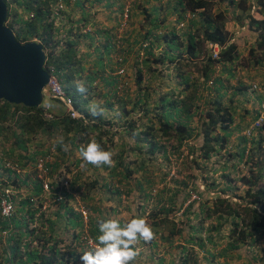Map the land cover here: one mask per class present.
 <instances>
[{
    "label": "crops",
    "instance_id": "1",
    "mask_svg": "<svg viewBox=\"0 0 264 264\" xmlns=\"http://www.w3.org/2000/svg\"><path fill=\"white\" fill-rule=\"evenodd\" d=\"M62 2L63 10L57 14H55L54 9L57 2L51 3L50 6L53 32L56 39L60 41V46L57 47L56 51L60 48L63 50L66 47L64 45L65 40L74 41L76 46L69 53L73 54L72 58L82 65L81 72L73 77L76 80L80 74H82L83 79H89V74L91 71H95L96 65L103 66L104 69L98 71V74L94 76L93 88L87 93L86 97L93 98V103H98L106 110L105 115L100 118H102L101 122L107 123V129L104 128V124L97 123L98 127H93L87 136L95 134L97 130L107 131L109 143L106 145L108 151L112 153V159L115 163L112 167H95L89 164L87 167L82 168L78 152L80 146L85 143L80 139V144L76 142L73 146L69 142H65L71 149L70 156L68 151L62 150L59 153L56 152L58 158L53 155L54 161L56 159L58 162L60 161L59 166H57V163L54 164V171L64 169L63 167L68 169L67 162L71 165L70 169H72V166L77 167L78 172L73 175L69 188H81L79 197L89 210L87 229L90 235L97 237L100 234L96 223L97 217L117 219L122 224L131 218H144L154 231V239L149 243L141 240L136 244L135 247L139 251V255L131 264H173L175 257L192 252L191 246L195 248L193 246L194 241L190 240V235L193 234L192 230L184 229L183 234L187 231V236H172L169 232V227L172 226L165 224L166 222H160L158 217L154 219L147 218L143 214L145 211L142 208V205H146L147 208L152 205L153 210L165 209L161 202H151L152 198L148 193L149 187L147 185L150 181L149 178L158 174L157 162H163L165 157L161 155L160 151L151 153L146 151L145 148L141 149L139 147H133L134 151L131 152V149L126 146L132 143L133 137L136 136V128L134 123L131 122L126 129L121 130V127L126 125L125 119L129 116L130 111L134 109L129 104V99L132 97L138 95L139 97L148 96L147 100L152 107L154 99H157V97L167 96L179 99L182 96L191 94L192 86L190 85L189 88L186 85L184 86L181 78L187 76L181 73L179 67L181 64H177V61L191 57L188 54H183V51L186 48L190 31L195 32L196 29L201 27V17L195 13L192 18L185 20L184 26L180 28L177 20L183 13L178 0H132L129 23L126 27V33L123 34L119 33L117 29L123 0H62ZM216 9L225 12V4L218 0ZM232 16L229 23L224 22V27L229 32L232 40L236 42L240 38L241 31L234 24L233 18L237 17L236 12ZM179 20H183V17ZM149 31L150 34H147ZM164 33H174L177 39L172 42L163 41L159 36ZM118 36L121 37L120 52L124 59L122 63L117 60L119 49L115 45L118 42ZM145 39L149 40L145 50H152L154 55L149 57L150 74L143 75V82L140 83L143 88L137 93L131 67L135 62L142 61L139 48ZM165 53V56L170 60L155 61L160 58L161 54L164 55ZM121 64L125 68L126 74L124 76L116 75V70ZM81 67L77 65L78 69ZM184 68V63H182V69ZM228 70L233 71L229 65H223L220 67V73L224 71V74L220 75L219 73L217 75L228 78ZM223 86L225 85L223 84ZM223 86L208 87L202 93L206 97L216 94V97L221 101V106L229 108L233 112V107L229 105L232 103L230 99L232 91L227 86L225 88ZM260 94L264 95L263 92H260ZM199 95L198 93L197 96ZM241 95H248V93L242 91ZM206 97H201L200 100H204ZM116 112H119L120 115L117 116ZM258 112H260L259 106L255 115ZM137 124L140 130L147 126V122L142 119ZM192 125H197L196 117L193 118ZM235 128L237 131L240 130L237 127ZM131 129L134 130V133ZM91 138L95 141H104L101 135L92 136ZM15 140L12 137L11 146L5 147L6 154L11 155L15 161L19 162L22 157L19 154L17 155V151H19L25 155V160H29L30 163L25 165L24 162H19L23 165L24 171L20 174L8 172L10 181L15 183V188H21L23 195L16 201L15 214L12 220L14 227L11 230V235L6 237L1 242L2 244L0 243V247H7V249L20 247V249L16 252V256L11 257V254L6 253L2 254L1 259L10 258V264H49L48 257L50 255L54 258L51 264H81L80 255L92 249L79 241L83 224H78L79 214L74 210L75 200L70 199L61 207L57 205L51 207L47 203L45 208L39 207V210L35 211L34 209L39 204L40 206L44 204L46 197H43V195L36 196L37 194L34 193V188H41L35 185L37 180L34 178L33 173L28 174L33 170L35 161L32 160L29 152H23L15 148L19 143ZM7 150H12L13 153L11 154ZM63 155L66 156L63 157ZM123 164L125 168L121 167ZM126 175L130 176L128 180L124 178ZM90 180L93 181V185L89 186L88 181ZM114 183L127 189L122 193L107 189L114 188ZM107 184L108 187H106ZM83 188H91L87 192L91 197H87L85 192H82ZM173 194L176 195L177 193ZM175 201L178 202L177 198ZM40 217L48 219L46 224L51 225V235L48 234L42 240L36 239V232L34 231V227L39 224ZM18 226H20L22 232V236L19 238L20 241L16 239L17 234H15ZM42 228H45V226H42ZM50 237L57 239L58 245L54 250L60 252L58 256L56 254L51 255V249L43 246L50 243H45ZM185 247L190 251H187ZM39 249L43 251L41 253L37 252ZM195 253L197 254V251ZM42 256L44 257V263L40 262Z\"/></svg>",
    "mask_w": 264,
    "mask_h": 264
},
{
    "label": "trees",
    "instance_id": "2",
    "mask_svg": "<svg viewBox=\"0 0 264 264\" xmlns=\"http://www.w3.org/2000/svg\"><path fill=\"white\" fill-rule=\"evenodd\" d=\"M5 1L8 5V17L6 20V25L12 29L17 40L20 42H27L35 36L38 38V41L42 43L46 52L45 68L48 69V65L52 64L58 70L63 72L62 84L67 89L69 95L72 96L75 102V107L78 110L84 112L88 117H92L88 112V104L83 95L86 96L87 93L93 88L92 83L94 81V76L98 74V71H102L104 68L101 65H96L95 71H91L89 74V79H83L82 74L78 76L77 80L73 79V77L78 74V72H81L80 69H82V65L72 58L73 54L69 53L70 50L76 46L74 41L71 42L65 40L64 45L66 47L63 48V50L60 48L58 51H56L57 47L60 46V41L56 39V36L53 32V22L50 18V6L51 3H56L58 0ZM220 1H225L227 9L231 7L234 11L239 10L241 12H245L248 10V5H250L251 0ZM178 2L185 10L187 9L196 11L199 9V15L202 21L201 27L196 29L194 34H189L186 48L183 52L187 53L191 57H198L203 53L205 54L206 47L204 40H210L217 42L222 46L225 45V47L220 50V59L217 61H223L224 63L228 64L233 63L236 60L239 52L236 50V45L229 41V33L224 27V13L226 10L224 13L220 10L213 13L211 11V0H178ZM255 3H257L259 7L261 6V9H264V0H256ZM12 5H15L14 8H12ZM17 8L23 10V14L26 13V16L19 15L16 12ZM30 13H32V16L29 15ZM243 18L247 20L249 29L256 33L254 45H252L248 51L251 57L249 60L262 65L264 64V17L259 19L253 17L251 14H246L243 16ZM147 34H150V31L147 32ZM159 37L163 41L167 40L169 42L177 39V36L173 33H164ZM153 55L154 53L152 50H145L146 58H143L142 61H140V65H145L146 67L150 68V64H148L149 57ZM165 55L166 53L164 55L161 54L160 58L158 60L156 59L155 61H162V59L170 60V58ZM217 61L212 60L209 57L205 63L202 64V75L204 79L209 77L208 72L211 70L213 71L214 65ZM77 65L81 68L78 69ZM136 75L137 79L135 83L137 86H139L140 83L143 82L141 69L137 70ZM219 78L216 79L218 86L221 85V80ZM181 79L186 87L189 88L190 86L188 84V77H182ZM80 82H83L87 88L86 94L82 95L76 91V84ZM140 89L141 88L138 87V91ZM198 93L200 94V97L197 96ZM202 94L203 93L201 91L193 86L191 94L182 96L179 99L167 96H160L159 98L157 97V99L153 98L154 103L152 107L149 104L150 102L147 100V98H149L148 96H136L130 98L129 101L137 106L134 109L142 110L139 117L147 122V126L137 132V140L135 141V145L141 149L145 145L146 149L151 153L160 151L161 155H164L165 159H168L170 154H177L178 150H180L181 147L185 145L188 153H191L194 156L192 160H194L195 168H199L200 165L197 161L205 162L211 157L220 154L222 149L225 150V160L222 161L223 166H219L222 167V169H227L226 173L221 172L219 175V179L223 183V187L218 189L219 192L216 191L214 195H210L206 199L207 202L202 203L201 199L200 211L196 212L195 210L189 209L187 212L194 213V215L197 216V214L201 211L205 212V210H202V205H206L207 214L203 218L213 219L209 227L205 228V235L203 238H201V236H196L198 238L197 243L201 247L204 246L205 242H208L213 247H216L218 244L217 237L221 235L220 233L224 226H228L226 235H224V237H227L228 240L226 241L223 248H221L217 253L218 256H228L230 252L240 250L244 246L249 245L253 241V237L258 234V232L260 234H264V144L262 143L264 139L262 137L264 135V117L262 119L261 125L257 127V135L255 137L252 136L249 139L245 135H242L239 137V141L235 143V145H232L231 148H228V140L233 133V128L231 126L233 123V115L228 111L227 108H223L221 106V101L218 97H216V94L211 97H206L204 94ZM201 97L206 98L204 100H200ZM87 98L90 99V97ZM50 99L58 102L57 99ZM139 105H141L142 108ZM41 114V106L26 107L22 104H12L5 100H0V121L9 120V122L13 124L12 126H9V124L3 126V123H0V134L10 130L7 132L13 135V137L16 139V142H19L15 148L23 152L26 151L27 147L25 142L32 135L34 138H38V142L34 144L36 147L35 152L50 151V144L56 146L60 152L61 148L55 143L57 139L56 135L62 132V134H64L63 138L65 142H69L71 146H73L78 141L77 138L79 135L91 129V126H86L88 124L84 125L82 121L72 119L65 115L62 111H56L52 119H46ZM194 117H196L197 121L196 126L192 125V120ZM94 118L100 119V117ZM95 126L96 124H92V127ZM7 135H5L4 138H6ZM40 135H47L48 142L46 143V146H43L45 142L40 139ZM157 136L159 138L161 136L167 139L171 138L173 140L172 145L169 143L163 144L164 142H162ZM198 136L201 138L196 139ZM190 140L192 143H189ZM168 144L170 146L169 150ZM7 151L11 154L13 153L12 150ZM18 154L22 156L19 162H24L26 159L25 155L17 151V155ZM52 155L58 158L57 154ZM55 161L57 166H59L60 161L58 162L57 159ZM227 161L232 162L231 166L225 165V162ZM239 161L245 162L246 164L249 163L246 172H239V170H237L236 167ZM29 163L30 161L25 162V165ZM121 167L125 168L124 164ZM68 171L72 172V169L68 168ZM211 171H217L216 167H213ZM193 177L197 178V175L193 173ZM124 178L125 180H128L130 176L126 175ZM214 180L215 178L206 180L205 185H210L213 187L212 189H215L217 184L214 182ZM57 181L58 176H56L54 182L51 181L52 188H49L48 192H44L43 188H34V193L37 194L36 196L43 195V197H46L45 202L51 207L54 205L61 207L67 202V199L72 196L71 193L64 191L65 196L66 193L68 194L67 199L58 201L55 200L57 196L56 193L60 190V188L57 187V184L59 183ZM92 182L93 181L91 180L88 181V185H93ZM35 185L41 187L38 181L35 182ZM106 187H108V184ZM71 189L77 191L80 194L81 188ZM83 189V192H85L86 196L91 197L87 194L88 190L91 188ZM107 189L114 191L119 188L114 186V188ZM178 191L181 193V190ZM178 191L173 190V193L176 194ZM173 193L169 200L174 199L175 195ZM224 195L227 196L224 197ZM39 207L40 206L36 207L34 210H39ZM167 212H169V210H164V213ZM80 220L81 218L79 216V225L82 223ZM46 222H48V219L44 217L39 218L38 226L34 227L36 239L42 240V238L48 234L51 235V225H47ZM201 225L202 221H200L199 225H190L194 235L196 233H200L201 229L203 228ZM42 226H45V228H42ZM4 227L5 223L2 222L0 224V228ZM39 230L41 231L38 232ZM15 234H17L16 239L20 241L19 238L22 236L20 226H18ZM56 240V238L50 237V239L45 241V243H50H47L43 246L51 249V255L56 254L58 256L60 252L54 250L58 245ZM19 249L20 247H12L9 249L3 246L0 247V264L11 263V259L7 258V256H5L7 259L2 260V254L9 253L11 254V257L13 255L16 256V252H18ZM42 251V249H39L37 252L41 253ZM209 255L211 259L215 258L213 253ZM255 257H257V254ZM48 260L49 264H51L53 263L54 258L49 255ZM191 261L192 263H190ZM40 262L44 263L43 256L40 257ZM194 262H196V259H194L192 255H185L181 259L180 264H194Z\"/></svg>",
    "mask_w": 264,
    "mask_h": 264
},
{
    "label": "clouds",
    "instance_id": "3",
    "mask_svg": "<svg viewBox=\"0 0 264 264\" xmlns=\"http://www.w3.org/2000/svg\"><path fill=\"white\" fill-rule=\"evenodd\" d=\"M255 1L256 0H251L250 1V5H248L249 6L248 10H246L245 12H241V11L238 10V14L240 15V13H241L240 16H244L246 14H249V15L251 14L252 16H254L251 13V8L250 7L251 6H253V7L258 6L259 10L261 9L260 8L261 6L259 7V5H257V3H255ZM211 3H212L211 11L213 13L217 12L218 11L216 9L217 6L215 7V5H213V0H211ZM222 3H224L225 7H226L225 1H223ZM131 5H132V0H131ZM181 8H182V6H181ZM213 8H214V11H213ZM229 8H231V7H229ZM228 9L226 7V12L225 13H224V11H222L224 13V15H225L224 22L226 21V13H227ZM232 11L234 12L233 9H232ZM182 13H183L182 16H179V19L181 17H183V20H181V21L179 19L177 20V22H179V26H180L181 22L184 23L185 20H188V19L192 18L195 15V13H197L199 15L200 10L198 9L196 11H191V10H187V9L185 10V9L182 8ZM187 14H189V15H187ZM232 15H234V14H232ZM24 16H26V13H25ZM237 17H238V15H237ZM237 17H235V19H237ZM259 19H261V18H259ZM241 25L243 26V24H241ZM183 26H180V28L183 27ZM247 26H248V24H247ZM194 33L195 32L190 31V34H194ZM255 35H256V33H255ZM145 40H147V42L149 43L148 39H145ZM145 40H143L142 43ZM229 41L236 45V50L238 51V45H237V43L235 41L232 40L230 35H229ZM209 42L217 43V42H213V41H210V40H204V44H205V47H206V53L205 54L203 53V54H201L198 57H187L186 59H182L181 61L180 60L177 61V64L178 63L181 64V65H179V67L181 68V73L184 74V76H187V77L189 75V78H188L189 86L190 85L192 87L195 86L196 89H198L201 92H205L208 89V87L212 88V87L217 86L218 84H217L216 79L219 78V77H220L219 79L221 80V86H223V84L226 86L227 83H230L229 82V78L232 79L235 76L234 75V65H233V63L236 60L233 63L228 64L229 67L233 69V71L228 70V72H229L228 78L226 76H223V75L220 76L221 75L220 67L223 66V65H226V66H228V65H227V63H224L223 61H217L218 59H220V55L219 54H218L217 58H213L212 57L211 52H210V48H209V45H208ZM142 43L140 44L139 51H140V57L143 59V58H146L144 53H145V48L147 46H145L143 48V52H141L142 51V49H141L142 48ZM217 44L219 45L220 50L225 47V45L222 46L219 43H217ZM252 45H254V44H252ZM220 50H219V53H220ZM119 52H120V50H119ZM183 54H187V53L183 52ZM238 56H239V54H238ZM209 57L212 60H216L217 62L214 65L213 71L211 70V71L208 72V74H209L208 76L209 77L207 79H204V77L202 75V64H204L205 61L207 60V58H209ZM250 59H251V57H250ZM123 61H124V59H122V62ZM185 61H187V62H185ZM251 61L252 60L248 59V61H247V65L248 66L249 65L250 66H258L259 65L257 63L251 62ZM182 63H184V67H185L184 69H182ZM121 66H122V64H121ZM259 66H261V65H259ZM145 67L146 66L140 65V61L137 62V67L135 68L136 74H137V70L138 69H141V72L145 71L147 73V70L145 69ZM157 68L158 67H156V69ZM145 72L142 73V75H144ZM219 73H220V75H217ZM125 74H126V72H125V68H124V74H122V76H124ZM136 74L134 75V77L137 76ZM116 75L120 76L119 74H116ZM209 80H212L211 84L208 83ZM238 84L235 85V84L230 83L229 87L233 86L232 87L233 89L231 90L232 91V96L230 97L232 102H233V98L236 97V95L238 93H241L242 91H247V89L249 88V86H247L245 84L242 85L239 81H238ZM135 85H136V83H135ZM184 86H185V84H184ZM225 86H223V88H225ZM251 86H252V84H251ZM253 87H256V85L253 84ZM142 88L143 87H141V89ZM76 91L83 95V94L87 93V88L85 87L83 82H80V83L76 84ZM83 96H84V98H85V100H86V102L88 104V112H89L90 116H92V117H88L84 112L78 110L75 107V105H74V107L84 116L85 120L82 119L81 117L72 118V119H77L79 121H82V123H84V125L88 124L86 126H91L90 127L91 129L87 130L86 132H84V133H82L81 135L78 136L79 138H78L77 143L80 144L79 143L80 139L82 141H84V143H85L84 145L80 146L79 152H78L79 158L81 159V167L82 168L87 167V165H89V164H91V165H93L95 167H101V166L112 167V166H114V161L112 159V153L110 151H108V146H107L108 145L107 143H109L108 132L107 131H103V130H100V131L97 130L95 134H93L91 136H87L88 132L90 130H92V128H93L92 124H96L95 127H98L97 123L104 124V128L107 129L106 128L107 123L101 122L102 118H100V119L94 118V117H103L105 115V111L106 110L103 107H101L98 103H93V101H94L93 98L90 97V99H88L85 95H83ZM138 97H139V95H138ZM48 98H53V97H51V95H50V97H48ZM54 100H55V98H54ZM58 102H56V103L58 105H61L64 108V112L63 113L65 115H67L66 114V110H65V106L61 102H59V103ZM43 103L44 102H42L39 105V106L42 107V110H43L45 104H47L46 107L49 108V111L52 113V115L54 117V114H55V112L57 110L53 111V108H51V107H53V105L51 103L45 102L44 105H43ZM129 104L133 108L137 107L134 104H132V102H130ZM139 106L142 107L141 105H139ZM261 108H262V112L260 110V112H258L254 116V120H255V122L257 123L258 126L261 125V124L259 125V121H261V123H262V119L264 117V116H262V113H264V103H262L260 105V109ZM227 109L233 115L234 110L232 112V111H230L229 108H227ZM58 112H59V110H58ZM141 112H142V110H136V109H133L132 111H130L129 116H127L126 119H125L126 125L122 126L121 130L122 129H126L129 126L130 122H131V123H134V127L136 128L135 132H139L140 129L138 128L139 125L137 124V122H139L141 120V118L139 117ZM115 114L117 116L120 115L119 112H116ZM105 120H108V119H105ZM233 122H234V115H233ZM0 123H3V126H6L7 124H9V126L13 125L11 122H9V120L0 121ZM252 130H253V128L251 129V131L248 130V132H247L248 135H249L250 132H252ZM131 131H132V133H134L133 129H131ZM5 133L8 134V132H5ZM16 133H18V132H16ZM98 135H101L104 138V141L92 140V138H91L92 136H96L97 137ZM232 135H233V133L231 134V136ZM83 136H84V138H83ZM3 137H4V132L0 134V149H1L2 153H3V156L6 157L7 159H10V160L14 161L18 165V167L22 169L21 172H24L23 171V167H22L23 165H21V163L15 161L11 157V155L6 154V152H5V147L6 146H5L4 142H3ZM161 137L162 138L160 140L164 142L163 144L169 143V144L172 145L173 140L171 138L167 139V138H165L163 136H161ZM198 137H200V136H198ZM87 139H89V142H88ZM136 140H137V138H136V136H134L133 139H132V142L134 144H136V142H135ZM164 140H166V141H164ZM25 143L27 145L26 152H29L31 154L32 160L36 161V158L39 157V156H49L52 168L54 169V164L56 163V161L53 160V155H52V154H54L53 153V151H54L53 149L50 148V151L45 152V153L35 152V149L33 151H31V149H30V147H31V137H29V139ZM55 143H56V145H58L61 148L62 151H65V152L71 151V149H69L68 145L65 143L63 137H58L56 139ZM189 143H192V141L190 140ZM169 144H168V150L170 148ZM132 147H137V146L133 145ZM143 148H145V150L148 151L146 149L145 145H144ZM183 148L184 147L182 146L181 149L178 150L177 154H170L168 159H178V158L180 159V155L182 156L181 159H183V154H184L182 152ZM185 148H186V146H185ZM184 157H185V159H188V157H190V160H192V158L194 156H193V154L188 153V151H187L186 154H184ZM168 159H166V160H168ZM25 162H29V160H24V163ZM117 165H118V163H117ZM67 166H68V168H70L71 165H70L69 162H67ZM0 167H1L0 168L1 169L0 178L2 179V181L7 183L8 185H11L13 188H15L16 187L15 183L11 182L9 177H8V172H14V171L9 170V169L3 167L2 165ZM63 168L64 169H58V170L54 171L55 175L51 176V178L53 179L52 182H54L55 179H56V176H58V181L57 182H59V183L57 184V187L58 188H69L71 186V183H72V180H73V175L76 174L78 172V170H76V168H77L76 166H72V172H69L68 169H66L65 167H63ZM31 172L28 173V174H31ZM65 179H69V185L67 187L62 185V183H63V181ZM114 184H115L114 186H117L119 188V189H117V191L119 193L125 192V190L127 189L124 186H118V184H116V183H114ZM148 187H149V185H148ZM17 189H21V188H17ZM154 189L156 190L155 192L153 191ZM190 189L193 190L192 192L195 193L198 196V198L193 199L187 205H185V202L190 197V195L188 194L189 188H186V198L184 200H180V202H179L178 194L175 195L173 200H169L171 198V196H172V191L169 190V188H154V187L149 188L148 189L149 190L148 193H150V196L152 198L151 202L152 203L158 202V201L161 202L162 206L165 207L164 210L165 211L169 210V212L164 213L163 208H160V209L158 208L156 210H153L152 205L149 206L148 208H147L146 205H142V208L145 211V213H143V214L149 219H154L155 217H158L159 221L162 222V223L166 222V218H171L172 220H176L177 219L176 220V231L174 232L172 229L170 231L172 236L173 235H180V236L185 235V236H187L188 232L186 231L185 234H183L182 229L185 226H189V231H191L192 229H191L190 225H192L193 223L188 222L189 221L188 218H187V221L184 223V219L183 218L186 216L185 214H188V215L190 214V212H187V211L189 209L193 210L194 204L197 203V201H201V195H202L201 194L202 191L199 190L198 188H190ZM197 190H199V191H197ZM204 191H205V188H204ZM82 192H83V190H82ZM82 192H81V194H82ZM160 195H161V197H160ZM79 196H80V194H78V197ZM226 196L227 195H224V197H226ZM176 198H177L179 203L178 202L176 203V201H175ZM70 199L74 200L76 198L71 196L69 199H67V202ZM74 210L77 212L76 202L74 204ZM172 211L175 212L176 216L175 215H173V216L170 215V212H172ZM191 214L193 215L192 218H194V213H191ZM174 217H176V219ZM96 223H97V226H98L100 234L97 237H94V235H91V236L95 238V240L97 241V245L93 249L90 247L92 249L91 251H85V252H83L80 255L81 264H131V262L134 261L137 258V256L139 255V251L135 247L136 244L139 241H141V240L144 241L145 243H149V242H151L154 239V235H155L152 227L147 223V221L144 218H139V217L138 218H131V219H128L126 222H124L122 224L117 219H103V218L97 217ZM196 236H197V234H195V235L191 234L190 235V240L194 241V243L197 240ZM79 241H80V237H79ZM205 244H209V243L205 242L204 245ZM185 249L187 251H190L187 247H185ZM194 249H196V248H194ZM209 250L210 249L206 248V251H209ZM191 251H192V249H191ZM195 252H196V250H194L193 252L184 253L183 255L181 254L178 257H175L174 263L177 261V258H179V257L183 258L185 255L194 256ZM209 254H208V257L210 258ZM181 259H180L178 264H180ZM210 259H209V261H210Z\"/></svg>",
    "mask_w": 264,
    "mask_h": 264
},
{
    "label": "rangeland",
    "instance_id": "4",
    "mask_svg": "<svg viewBox=\"0 0 264 264\" xmlns=\"http://www.w3.org/2000/svg\"><path fill=\"white\" fill-rule=\"evenodd\" d=\"M213 5H215V7L218 6V0H213ZM14 6L15 5H12V8H14ZM250 8H251V13L254 15L253 17L255 18L264 17V9L259 10L258 6L256 7L251 6ZM16 12L21 16L25 15L23 14L24 11L21 9L17 8ZM235 12L238 15V17L237 19L233 18V20H235L234 24L235 26L240 28L241 33H240V38L237 39L236 41L238 45L239 56L237 57L236 61L233 63L235 76L232 79L229 78V82L234 83V84L236 82L235 85H237L239 81L242 85L245 84L249 86V88L246 91L248 95L241 96L240 95L241 93H238L236 97L233 98V102L229 104L230 107H233L232 110H234L233 112L234 122L231 125L233 128V135L229 137L228 148H231L232 145H235V143L238 142V138L242 135L243 136L245 135L249 139L252 136L255 137L257 135L258 125L254 120V116H255L256 110L258 109V106L260 107V104L264 103V95L262 96L261 95L262 93L260 94V92H263L264 94V64H262L261 66L259 65L258 66H250V65L248 66L247 65V61L250 58V55L248 53L249 47L252 44H254V41L256 40V35L253 31H251L248 28L247 20L243 18V16H240L241 13L239 15L237 11L233 12L232 8H229L227 10L226 22L229 23V19H232L233 17L232 14H234ZM241 24H243V26ZM136 67H137V62H135L133 66L131 67L133 77L136 74V70H135ZM145 69L147 70V73L150 74L151 68L145 67ZM144 72L145 71H142V73ZM223 72L224 71H221V74H224ZM147 73L145 72L146 75ZM136 79H137V76L134 77L135 82H136ZM230 83H227L226 86L228 87V89L232 90L233 86L231 85L232 87H229ZM253 84H255L256 87H253ZM138 87L140 86L136 87L137 93H138ZM258 100L260 101L259 103H258ZM43 102L51 103L53 105V107H51L53 108V111L57 110L58 112L59 110V111L64 112V108L61 105H58L55 101L51 100L47 96L43 98ZM260 110L262 112V108ZM262 116H264V113H262ZM260 124H261V121H259V125ZM235 127L239 128L240 130L237 131ZM252 128H253L252 132H250L248 135L247 133L248 130L251 131ZM7 131H10V130H7ZM5 132H4V136L7 135ZM236 136H239V137H236ZM12 137L13 135L9 134V132L6 138L3 137V142L6 147L11 146L10 144H11ZM58 137H64V134H62L61 132L60 134L56 135V138ZM262 137L264 138V135ZM40 139L45 142L43 146H46V143L48 142L47 135L41 136ZM196 139H200V137H197ZM87 140L89 142V139ZM36 142H38V138H34L32 135L31 136V147H30L31 151H33L36 148L34 145ZM262 143L264 144V139ZM133 145L134 143L132 142L128 144V146L126 147L131 149L130 151L132 152L134 151L132 149ZM183 147L184 148L182 152L186 154L187 149L185 148V145ZM49 148L54 150L53 151L54 154H56V152L59 153V149L56 146L50 144ZM224 151L225 150L222 149L220 151L221 152L220 154L211 157L209 160L205 162L197 161L198 164H200L199 168H195L194 160H190V157H188V159H185L184 154H183V159H179V158L178 159H168V160L164 159V161L160 163L158 161L157 162L158 165H156L158 174L149 178L150 180L148 184L149 188H152V187L169 188V190H174V191L181 190V193L180 191H178V193L180 194L177 193L179 196V202L180 200H184L186 198V188H189V191H188L189 195H190V192L193 191L190 188H198L199 190L202 191L201 192L202 203H205L207 202L206 199L210 195H214L215 192L218 191L219 188L223 187V183L220 181L219 175L221 174V172L226 173L227 169H222V167H219V166H223L222 161L225 160ZM68 154L70 156L71 151H69ZM65 156L66 155H63V157ZM127 163H129V161H127ZM231 164L232 162L230 161L225 162V165L227 166H231ZM248 165L249 163L246 164L245 162L239 161L236 168L237 170H239V172H246ZM213 167H216L217 171H211ZM193 173L197 175V178L193 177ZM214 178H215L214 182L217 184L215 189H212L213 187H211L210 185H205L206 180H210ZM204 188H205V191H204ZM206 188H210V189H206ZM240 192H241V189H240ZM233 199H236V198H233ZM200 205H201V201H197V203L194 204L193 210H195L196 212L200 211L201 209ZM202 206H203L202 210H205V212L201 211L200 213L197 214V216L194 215V218H192L193 215L191 213L189 215L185 214L186 216L183 219H184V223L187 221V218H188L189 220L188 222H191L197 225H199L200 221H202L201 226L203 228L201 229L200 233H196V234L197 236L203 237L205 235L204 233L205 228L209 227L213 219L203 218L207 214V211H206L207 206L206 205H202ZM170 215L171 216L175 215V212L174 211L170 212ZM174 218L176 219V217ZM176 220H172L171 218H166L165 224L172 226V227H169L170 229L169 232L171 231V229L174 232L176 231ZM184 229H189V226H185L182 229V232H184ZM227 229H228V226H224V228L222 229L220 233L221 235L217 237L218 244L216 245V247L215 246L213 247L211 244H205L204 247H201L197 243L198 242V238H197L196 242L193 244V246H195L196 249H194V247H190L192 249V252L194 250L197 251V254L194 253V256H193L194 259H196V262H194V264H203V263L204 264H263L264 234H260L259 232L253 237V241L249 245L244 246L240 250L230 252L228 256H220V255L218 256L217 255L218 251L221 248H223L226 241L228 240L227 237H224V235H226ZM206 248L210 249V251H206ZM209 253L210 254L213 253L215 255V258L210 259L208 257ZM256 254H257V257H255ZM181 258L182 257L177 258V261L173 264H178ZM209 259L211 262L209 261ZM190 263H192V261Z\"/></svg>",
    "mask_w": 264,
    "mask_h": 264
},
{
    "label": "built area",
    "instance_id": "5",
    "mask_svg": "<svg viewBox=\"0 0 264 264\" xmlns=\"http://www.w3.org/2000/svg\"><path fill=\"white\" fill-rule=\"evenodd\" d=\"M55 14H57L59 11L63 10V2L62 0L57 1V5L55 6ZM130 9H131V0H123V6L122 11L119 16L118 20V32L119 33H126V27L128 26L129 19H130ZM32 16V13L29 14ZM189 15V14H187ZM184 23L181 22L180 26H183ZM120 36H118V42L115 45L116 48L120 50L121 48V40ZM31 40L38 41V38L35 36ZM148 42L145 40L142 43V51L145 46H147ZM209 48L210 52L213 58H217L219 54L220 47L217 43L209 42ZM123 56L121 52H119V57L117 60L119 62H122ZM47 71L49 72L50 78L48 82V89L50 92L51 97L57 99L59 102H61L65 106L66 114L71 118H78L81 117L85 120L84 116L74 107V100L72 96L69 95L67 89L63 86L62 80L63 75L60 70H58L54 65L50 64L48 65ZM116 74H119L122 76L124 74V68L121 66L116 70ZM209 84L212 83V80L208 81ZM47 104H45L43 110H42V116L46 119L53 118L52 113L49 111V108L46 107ZM180 155V159H181ZM3 166L11 171L16 172L17 174H20L21 168L18 167V165L6 157L3 156V153L0 149V166ZM1 168V167H0ZM1 171V169H0ZM33 173L34 178L40 183L41 188H43L44 192H48L49 188H52L51 181L53 180L51 176L55 175V172H53V168L51 165V161L49 156H39L36 158V161L34 162V168L31 172ZM64 186L69 185V179H65L62 183ZM64 191H67L68 193H71L72 197L76 198L74 199L76 202V209L77 213L79 214L81 218V222L83 224L81 233L79 235L80 241L82 244H85L92 249L96 247L97 241L94 237H92L87 229V223L89 220V211L88 208L85 206V204L80 200L78 197V192L72 190L71 188H60V190L56 193L57 196L55 200H65L67 199L68 194L66 193V196L64 194ZM156 191L155 189L153 190ZM23 195L21 189L13 188L11 185H8L7 183L3 182L0 178V224L3 222L5 223L4 228H0V243L3 242V240L6 237H9L11 235V230L13 229V216L15 214L16 209V201L18 198H20ZM198 198V196L190 192V197L185 202V205H187L190 201L193 199ZM46 202H44L43 205L40 206V208L46 207ZM37 206V207H38Z\"/></svg>",
    "mask_w": 264,
    "mask_h": 264
},
{
    "label": "water",
    "instance_id": "6",
    "mask_svg": "<svg viewBox=\"0 0 264 264\" xmlns=\"http://www.w3.org/2000/svg\"><path fill=\"white\" fill-rule=\"evenodd\" d=\"M7 17V2L0 0V100L38 107L50 97L45 49L36 40H17L6 25Z\"/></svg>",
    "mask_w": 264,
    "mask_h": 264
}]
</instances>
